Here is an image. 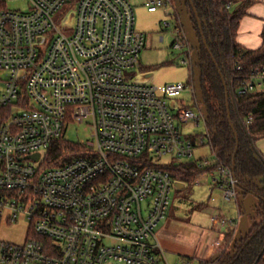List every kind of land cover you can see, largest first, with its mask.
Returning a JSON list of instances; mask_svg holds the SVG:
<instances>
[{
	"label": "built area",
	"instance_id": "1",
	"mask_svg": "<svg viewBox=\"0 0 264 264\" xmlns=\"http://www.w3.org/2000/svg\"><path fill=\"white\" fill-rule=\"evenodd\" d=\"M28 1L27 11H15L0 0V227L28 224L23 242L0 238V264H167L155 231L174 180L154 159L191 160L205 144L206 133L181 129L189 121L205 126V113L168 103L194 87L127 79L145 46L128 0ZM71 1L67 34L54 15ZM168 5L147 1L149 12ZM176 30L175 48L189 47ZM262 90L264 65L237 92ZM74 122L93 139L62 165L45 167L46 152ZM34 154L38 160L26 158ZM142 156L153 165L135 161ZM216 176L224 198H236L231 169L219 166Z\"/></svg>",
	"mask_w": 264,
	"mask_h": 264
},
{
	"label": "trees",
	"instance_id": "2",
	"mask_svg": "<svg viewBox=\"0 0 264 264\" xmlns=\"http://www.w3.org/2000/svg\"><path fill=\"white\" fill-rule=\"evenodd\" d=\"M191 1L193 6L189 0H184V4L189 10L191 23L200 44L196 82L205 106V143L210 146L213 156L207 160L201 158L160 166L169 171L174 180L189 185L203 171H217L219 166L228 167L239 180L238 184L244 192L256 193L264 198V178L263 187H259L253 181L254 178L264 174V163L247 137L249 133L253 141L264 138V90L247 94L237 92L241 81L251 70L264 65V27L261 33L262 44L259 48L248 49L237 42L240 20L246 14L247 7L255 0ZM228 4H230L229 8ZM222 77L228 81L235 95V104L231 97L229 99L230 117ZM188 83L194 87L195 76L193 78L192 75ZM80 150L79 144L64 141L63 137H60L46 152L44 165L45 167L60 166ZM135 161L142 163L143 167L153 165L145 156ZM259 201L257 215L261 218V222L254 225L251 231L244 238L236 241L231 248H226L218 259L202 261L199 264H264V253L258 258L264 249V226L257 235L253 236L264 223V201L262 199ZM250 237L251 240L246 244Z\"/></svg>",
	"mask_w": 264,
	"mask_h": 264
},
{
	"label": "rangeland",
	"instance_id": "3",
	"mask_svg": "<svg viewBox=\"0 0 264 264\" xmlns=\"http://www.w3.org/2000/svg\"><path fill=\"white\" fill-rule=\"evenodd\" d=\"M6 6L10 10L27 11L28 0H5ZM135 13V27L138 31L145 34V46L141 52L139 59V67L132 70L128 75V80H134L140 83L149 84L158 88H162L166 84L177 82H188L192 75L195 76L194 92L191 90L184 91L179 97L168 98L169 106L179 109L189 107L195 112L199 109L205 113V106L202 101L200 90L198 89L197 74L199 71L198 61L200 44L196 37L193 25L191 23L189 10L184 4V0H170V5L158 8L156 12H148V0H128ZM75 2L71 1L69 6L64 7L60 12L54 15V20L58 27L65 29V33L70 34L74 27ZM176 27L185 33L187 38V45L189 47L177 49L174 46L176 40ZM173 110V111H175ZM194 121H189L181 124V129L185 134H205L204 122L201 120L199 126H194ZM62 137L64 141L79 144L88 142L93 139L92 131L84 124L68 123L65 126ZM264 142L257 143V148H262ZM213 156L210 147L205 144L197 147L194 151L192 159L197 160L204 158L205 160L211 159ZM182 161H189L183 159ZM177 162V159H172L171 156L154 159V163L158 165H166ZM42 162L36 164L41 165ZM255 183L261 185L259 179H255ZM176 184V183H175ZM176 186V185H175ZM173 183L171 192V206L174 207V216L181 220L197 219L198 203L203 201L204 204L208 203V192H200L199 189L203 188L204 183L195 184L194 189L186 193L179 194L175 192ZM223 192V190H222ZM237 197L231 198L223 202L222 206L236 209L237 202L240 205L244 216L240 218L238 229H236L237 236L245 235V227L247 222L255 217V209L258 199L250 194L244 197L240 194L239 188L236 190ZM224 198V193H223ZM225 200V198H224ZM213 205V202L210 203ZM203 211V210H201ZM232 211V210H231ZM202 215V214H201ZM228 218V217H227ZM230 220V219H228ZM236 220V219H235ZM254 222L256 219H253ZM28 234V224L25 221L12 224L10 226L2 225L0 227V238L21 243L26 239ZM169 259V264H182L179 259Z\"/></svg>",
	"mask_w": 264,
	"mask_h": 264
},
{
	"label": "crops",
	"instance_id": "4",
	"mask_svg": "<svg viewBox=\"0 0 264 264\" xmlns=\"http://www.w3.org/2000/svg\"><path fill=\"white\" fill-rule=\"evenodd\" d=\"M145 3L147 4V1ZM263 27L264 0H255L247 7L246 14L240 20L237 42L248 49L259 48L262 44L261 33ZM262 142H264V138H259L254 141V144L256 146L257 143ZM261 147L262 148H257L256 146L261 157L257 155L264 163V145ZM192 160L194 159L189 161ZM255 179H259L262 183V178H260V176L254 178V183ZM173 183L174 186L176 185L175 192L181 195L188 193L195 184L204 183L206 188L203 189L206 191H203L202 188L199 189V191L208 192L209 198L207 204H204L205 202L203 201L198 203L197 212H199V214L194 221H184L175 217L174 211H172L175 208L170 205L167 217L159 224L155 231L156 238L164 251L167 264H169L168 258L173 260L176 259V257L182 264H199L202 261H215L226 248H231L236 241L244 238L254 225L261 222V218L257 215L260 201L259 198L253 194L258 199L255 217L252 218V216L249 215L251 221L247 222L244 236L236 235V229H238V223L242 216V209L238 202L235 211L233 207L230 209L229 207L227 208L226 205L222 206L226 199L224 200L222 196V188L218 185L216 171L214 170L199 173L195 181L190 185L178 180H174ZM258 186L263 187V184ZM237 188H239L240 194L244 197L252 194L244 192L239 184L236 185L235 189L237 190ZM193 189L194 187L192 190ZM211 202H213L212 206L210 205ZM216 217L225 219L228 222L227 225L221 226L215 221ZM253 219H256L255 222ZM217 243L218 245H216Z\"/></svg>",
	"mask_w": 264,
	"mask_h": 264
},
{
	"label": "water",
	"instance_id": "5",
	"mask_svg": "<svg viewBox=\"0 0 264 264\" xmlns=\"http://www.w3.org/2000/svg\"><path fill=\"white\" fill-rule=\"evenodd\" d=\"M189 1H190V4L193 6L192 1H191V0H189ZM195 15H196V17H197L196 12H195ZM198 23H199V26L201 27V24H200V21H199V20H198ZM204 44H205V41H204ZM207 49H208V48H207ZM222 79H223V82H224V87H225V89H226V102H227V108H228V116L230 117V112H229V107H230V105H229V99H230V97H231L233 103L235 104V95H234V91H233V89L229 86L228 81H226L223 77H222ZM240 122H241L242 125H244L242 120H240ZM231 127L233 128V125H231ZM235 137H236V140H238V136H237V133H236V132H235ZM247 137H248V140L250 141V143H251L253 149L255 150V152L261 157V155L258 153L257 148H256V146H255V144H254V141H253V139L251 138V135H250L249 133H247ZM237 150H238V146L236 147L235 155H236V153H237ZM26 158H33V159H35V160H38V158H39V154H34V155L28 156V157H26ZM233 168H234V161H233ZM255 195H256L259 199H262V200L264 201V198H261V197H260L259 195H257L256 193H255ZM263 226H264V223H263V224L261 225V227H260V228H259L254 234H253V236L257 235V233L259 232V230H261V228H262ZM251 238H252V237H250V238L248 239V241L246 242V244L251 240ZM263 253H264V249H263V251L260 253V255H259L258 258H260V257L263 255Z\"/></svg>",
	"mask_w": 264,
	"mask_h": 264
}]
</instances>
